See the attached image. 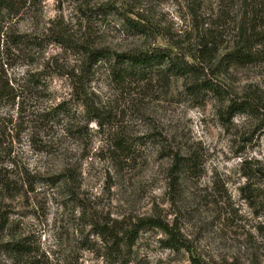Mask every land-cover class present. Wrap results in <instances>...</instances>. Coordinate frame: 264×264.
<instances>
[{
	"label": "rangeland",
	"instance_id": "1",
	"mask_svg": "<svg viewBox=\"0 0 264 264\" xmlns=\"http://www.w3.org/2000/svg\"><path fill=\"white\" fill-rule=\"evenodd\" d=\"M219 4L27 0L11 19L12 32L67 31L74 45L0 44V264H187L194 256L208 264H264V121L227 109L231 98L264 97V63L220 74L225 96L197 99L185 92L183 78L120 84L99 62L87 90L104 125L90 121L95 115L80 103L60 121L40 117L64 100L75 103L72 74L86 64L81 45L190 55L223 10L220 54L228 52L241 3ZM29 72L50 75L37 89L20 86ZM118 137L128 142V154L116 151ZM175 154L195 155L199 165L178 183ZM149 216L176 224L187 247H169L164 231L146 227L131 249L112 257L107 232ZM7 242L29 246L14 256Z\"/></svg>",
	"mask_w": 264,
	"mask_h": 264
},
{
	"label": "trees",
	"instance_id": "2",
	"mask_svg": "<svg viewBox=\"0 0 264 264\" xmlns=\"http://www.w3.org/2000/svg\"><path fill=\"white\" fill-rule=\"evenodd\" d=\"M224 1L227 0H220L219 8L224 5ZM26 2L27 0H0V44L4 49L11 46L21 49L22 46L27 45L44 46L53 43L61 44L66 48L73 47L71 38L66 36L67 31L56 32L49 29L40 36L12 32L11 19L21 12ZM240 3L242 11L234 34L233 47L224 54H220L223 35L219 30L222 27L221 20L226 19L225 15H222L223 10L214 13L212 21L209 22L210 28L199 39L197 48L190 55L173 52L163 47L114 52L105 47L81 45L78 50L85 56L86 64L80 72L72 74L74 78L72 94L75 95V103L64 100L54 105L49 111H43L40 117L47 121H60L62 117L73 114L72 104L80 103L87 113L92 112L95 115L90 121H96L100 127L104 125L101 119L102 114L96 103L89 97L87 90V81L93 73L94 66L99 62L107 63L111 77L120 84H145L154 79L167 81L175 77L185 80V92L191 97L199 99L208 92L224 97L226 92L222 87L223 82H219V85L216 80L220 74L228 75L233 68L264 63V0H240ZM217 20L221 24H218ZM127 24L131 29L142 31L139 25L131 21ZM49 75L47 73L42 76L41 73L29 72L20 80L22 83L18 84L22 87L30 86L32 89H37ZM5 85L10 89L15 87L9 84V80ZM227 109L233 115L241 112L264 121V97L260 94H245L239 98H231ZM114 147L116 151L124 155L128 154L130 149L128 142L122 137L116 139ZM172 170L176 173V183L179 182L181 174L187 176L196 173L199 170L196 156L175 154ZM63 179L68 184L74 180V176L70 173ZM262 181L264 184V174ZM146 227H155L164 231L168 235L169 247H187L186 240L176 224L167 223L160 216H149L139 219L121 233L107 232L111 241L112 257H119L120 254H124L125 249H131L138 238L139 231ZM28 246L29 244L22 242L4 243L6 251L14 256L26 253ZM118 263L123 264V262ZM187 264L208 263L194 256Z\"/></svg>",
	"mask_w": 264,
	"mask_h": 264
}]
</instances>
